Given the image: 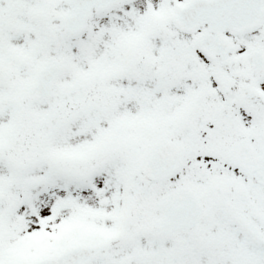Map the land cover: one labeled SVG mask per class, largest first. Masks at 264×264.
<instances>
[{"label":"snow or ice","instance_id":"obj_1","mask_svg":"<svg viewBox=\"0 0 264 264\" xmlns=\"http://www.w3.org/2000/svg\"><path fill=\"white\" fill-rule=\"evenodd\" d=\"M0 264H264V0H0Z\"/></svg>","mask_w":264,"mask_h":264}]
</instances>
